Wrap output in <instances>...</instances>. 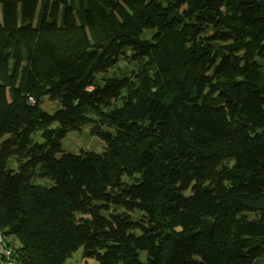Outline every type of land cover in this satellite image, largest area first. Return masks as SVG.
Listing matches in <instances>:
<instances>
[{
	"label": "trees",
	"instance_id": "obj_1",
	"mask_svg": "<svg viewBox=\"0 0 264 264\" xmlns=\"http://www.w3.org/2000/svg\"><path fill=\"white\" fill-rule=\"evenodd\" d=\"M0 232L15 264H264V0H0Z\"/></svg>",
	"mask_w": 264,
	"mask_h": 264
},
{
	"label": "rangeland",
	"instance_id": "obj_2",
	"mask_svg": "<svg viewBox=\"0 0 264 264\" xmlns=\"http://www.w3.org/2000/svg\"><path fill=\"white\" fill-rule=\"evenodd\" d=\"M55 102L54 101H46L43 104V108L47 109L49 112H53L55 110ZM91 127L86 126L80 133L69 132L66 133L67 136L63 139V149L70 152H79L81 149H94L98 152L103 151L106 146V142L98 138L97 136H93L90 133ZM37 140L42 141L41 138L36 137ZM234 161L229 162L232 164ZM16 244L18 242L16 241ZM145 254H143L144 256ZM83 257L81 252H78L73 255V257L68 261V264H84ZM91 264L97 263L95 260L88 259Z\"/></svg>",
	"mask_w": 264,
	"mask_h": 264
},
{
	"label": "built area",
	"instance_id": "obj_3",
	"mask_svg": "<svg viewBox=\"0 0 264 264\" xmlns=\"http://www.w3.org/2000/svg\"><path fill=\"white\" fill-rule=\"evenodd\" d=\"M0 258L1 264H15L14 250L10 247L4 237L0 234Z\"/></svg>",
	"mask_w": 264,
	"mask_h": 264
},
{
	"label": "water",
	"instance_id": "obj_4",
	"mask_svg": "<svg viewBox=\"0 0 264 264\" xmlns=\"http://www.w3.org/2000/svg\"><path fill=\"white\" fill-rule=\"evenodd\" d=\"M212 224H213V222H212V220L210 218H205L204 219V225H205V227H206V229L208 231H211Z\"/></svg>",
	"mask_w": 264,
	"mask_h": 264
},
{
	"label": "crops",
	"instance_id": "obj_5",
	"mask_svg": "<svg viewBox=\"0 0 264 264\" xmlns=\"http://www.w3.org/2000/svg\"><path fill=\"white\" fill-rule=\"evenodd\" d=\"M0 234H1V235L4 237V239L8 242L7 238L3 235V233L0 232ZM8 245H9V244H8ZM9 246H10V245H9ZM10 247H12V246H10ZM12 248H13V247H12ZM13 250H14V248H13ZM14 253H15V251H14ZM14 257H15V262L18 263L17 256L14 255ZM2 259H3V258H0V264H1V262H2Z\"/></svg>",
	"mask_w": 264,
	"mask_h": 264
}]
</instances>
